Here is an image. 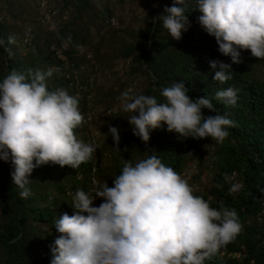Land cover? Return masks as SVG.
Listing matches in <instances>:
<instances>
[{"label":"clouds","instance_id":"obj_1","mask_svg":"<svg viewBox=\"0 0 264 264\" xmlns=\"http://www.w3.org/2000/svg\"><path fill=\"white\" fill-rule=\"evenodd\" d=\"M194 3L201 13L197 23L215 38L219 52L230 57L232 64L241 62V50H250L256 59H264V0ZM188 8L185 0H173L172 6L166 5L163 13L153 19L162 22L172 39L179 41L182 32L191 27ZM209 65L214 71L213 80L223 84L232 79L230 64L213 60ZM98 68L99 74L92 85H87L88 91L80 90L88 78L83 82L68 79L79 86L77 98L63 88L48 89L52 70H13L0 81V160L11 164V179L22 199L31 195L29 177L36 168L53 164L77 169L99 148L91 143L97 140L95 135L83 138L75 134L80 125L93 124L94 117L90 123L83 122L89 106L96 113L99 110L93 103L101 75ZM90 71L87 76L92 74ZM188 92L181 81L162 88L159 101L155 96L138 94L133 87L124 90L117 100L120 109L130 114L127 121L133 135L146 144L150 132L162 124L168 132L183 138H211L223 143L234 122L227 114L205 117L203 109L216 112L212 101L206 96L193 100ZM215 98L235 106L237 91L228 87L217 91ZM78 99L87 101L85 110H79ZM109 135L120 154L119 130L109 126ZM145 154L135 163L122 159V169L112 179L111 187L107 181L100 182L97 171L94 173L96 164L90 166L89 193L65 187L62 195L73 214L65 212L55 219L59 236L51 247V264H205L239 235L242 224L235 209L211 207L203 197L193 194L186 174L184 178L166 166L155 152ZM97 163L100 168L106 166L104 161ZM235 177V172L224 175L230 193L242 189L241 183L234 182ZM93 178L97 182L93 183Z\"/></svg>","mask_w":264,"mask_h":264},{"label":"trees","instance_id":"obj_2","mask_svg":"<svg viewBox=\"0 0 264 264\" xmlns=\"http://www.w3.org/2000/svg\"><path fill=\"white\" fill-rule=\"evenodd\" d=\"M107 1L111 4L122 2ZM168 1L166 5L172 6L173 0ZM97 2L99 5L102 3L100 10H97L96 3L92 0L57 2L61 9L70 11L71 19L52 33H46L37 23L44 36L41 37L33 30L32 43L35 42V45L31 46L32 44L24 42L26 30L23 35L15 32L10 22V19H14L17 23L20 13H24L16 7L18 0H0V81L13 70L21 73H27L29 69L45 72L52 70V76L47 79L48 89L52 91L63 88L76 97L79 86L77 82L71 84L65 77L66 72L77 68L80 71L78 78L83 82L89 77L87 75L90 70L100 67L98 60L101 56L81 57V49L87 44L85 32L91 24L90 21L83 20V15L85 12L96 10V17L102 19L104 24L113 16L105 0ZM185 3L189 7L186 14L191 27L182 32L179 41L172 39L163 28L162 22L153 19L163 13L166 6L164 5L149 10L144 28L137 34L140 41L128 44L126 42L120 55L123 59H130L131 63L122 74L123 91L129 87L136 90L135 80L127 81L129 74L133 77L145 76L147 86L136 92L155 96L159 101L162 99V88L182 81L189 90L190 98L195 100L206 96L214 104L215 113L208 109L202 110L205 117L227 114L234 122L235 126L227 129V138L223 143H216L211 138H183L174 132H168L167 126L162 124L160 128L150 132V140L146 144L133 135L127 121L129 113L123 117L124 123H120L119 118L108 121L110 117L115 118V115L103 114L109 117L106 119L108 123L119 130L120 154L113 148L115 145L108 130V136L102 142L103 149L100 148L101 143L96 137L100 151L93 153L92 159L81 164L79 168L65 166V172L56 171L60 166L53 164L36 168L29 177L32 180L28 185L31 195L24 199L20 197V189L14 186L11 179V164L0 160V264H51V247L59 236L54 222L58 218L61 204L65 202L64 198V202H60V197H63L65 187L74 191L83 189L89 193L93 165L96 164L98 168L100 182L107 181L111 187L112 179L122 169V159H130L135 163L139 158H145L146 152L148 155L155 152L162 163L172 167L182 177L186 174L189 178L185 173L187 158L191 155L200 165L206 152L204 143L214 147L210 167L212 186L209 194H193L203 197L217 210L221 205L235 209L242 224L239 235L211 259L206 260L205 264H264V81L258 79L254 71L255 66L264 67V59H256L250 50H241V62L232 64L230 57L219 52L215 38L209 36L197 23L201 13L197 10L194 0H185ZM35 13L38 17L37 6ZM79 23H82L85 29L80 27ZM113 31L114 39L120 32ZM125 40L122 36L120 41ZM52 44L68 47L66 56L69 66L60 62L49 51ZM213 60L231 65V80L223 84L213 80L214 71L209 65V61ZM228 87L237 91L235 106H228L215 98L217 91ZM83 96V100H86L85 95ZM78 102L79 110H85L87 101L78 99ZM88 128L80 125L75 129V134L84 138L89 135ZM125 148L128 149L127 152L124 151ZM105 150L109 152L106 153ZM105 155H109L110 165L100 168L97 162H103ZM234 172V182L242 184L238 193H230V184L224 180L225 174L231 176ZM79 176H82L81 181H78ZM59 182H66V186H58ZM49 185L51 192L46 188ZM56 190L57 193L52 194ZM64 210L66 208L59 214L64 213ZM230 253H240L241 257H229Z\"/></svg>","mask_w":264,"mask_h":264},{"label":"rangeland","instance_id":"obj_3","mask_svg":"<svg viewBox=\"0 0 264 264\" xmlns=\"http://www.w3.org/2000/svg\"><path fill=\"white\" fill-rule=\"evenodd\" d=\"M39 0H18L17 8L19 7L24 13H20L19 20L17 23L14 19H10L12 28L20 34H24V31L27 28L31 27L38 35L41 37L44 34L41 31V28L37 26L36 21V13L35 9ZM96 3L97 10L102 8L101 4H98V0H92ZM106 5L112 10L113 16L110 20H108L105 24L102 19L97 18V11L93 12H85L83 15V20L85 22L90 21V27L87 29L86 39L87 44L83 45L81 49V57L84 58L85 55H101L98 63L101 68V75L99 77L98 83L95 87V95L93 98V103L99 109L94 116L97 118L93 120V124L88 128L89 135H95L100 144V148H102V142H104L108 136L109 126L111 124L108 121H113L115 119L120 120V123H124L123 117L128 113L123 112L119 107V101L117 97L123 92V78H122V67L127 61L126 59L121 58V51L124 46L128 43H134L140 41L137 34H139L147 21V14L150 9L155 7H160L166 5L168 0H122L121 3L111 4L105 0ZM38 12V11H37ZM72 14L70 15L71 19ZM69 19V20H70ZM80 27L84 28L82 23H79ZM109 26V27H108ZM85 29V28H84ZM115 30L120 36L118 39L115 37L112 38V35L115 33ZM45 31V30H44ZM43 31V32H44ZM115 36V35H114ZM124 36L126 38L125 41H120L121 37ZM134 36V37H132ZM35 45V42L32 43L31 46ZM254 71L256 72V76L258 79L264 81V67L255 66ZM132 81L135 80L134 84L136 87V91L144 89L147 84V78L145 76H136L133 77L130 74L126 77ZM106 108H112L116 111L115 118L107 117L105 115H101L100 110ZM103 114H106L104 111ZM107 118L108 121L106 120ZM119 123V124H120ZM105 143H103L104 145ZM203 144V143H202ZM206 147L205 156L203 162L198 164V161L193 159L191 155L187 158L186 163V172L190 178V186L193 187V193H206L209 194L210 188L212 186L211 180V156L214 151V147L208 143L203 144ZM100 148L97 149V153L100 151ZM106 153L109 151L105 150ZM103 156V155H102ZM140 160V158H139ZM102 161L105 162V165L109 166L110 158L109 155H105L102 158ZM56 171L65 172L63 168L57 167ZM66 182H59L58 186L65 187ZM48 191L51 192V186H47ZM57 193L53 191L52 194ZM57 195V194H56ZM62 200L60 202H64L63 197H60ZM65 199V198H64ZM64 204H61V207L58 210L59 213L64 210V213L67 212L69 215L73 214V210L69 207L68 200H65ZM63 205V207H62ZM68 207V208H67ZM62 209V210H61ZM63 214V213H61Z\"/></svg>","mask_w":264,"mask_h":264},{"label":"built area","instance_id":"obj_4","mask_svg":"<svg viewBox=\"0 0 264 264\" xmlns=\"http://www.w3.org/2000/svg\"><path fill=\"white\" fill-rule=\"evenodd\" d=\"M64 0H39L38 4H37V11H38V17H37V23L43 27V29L46 31V33H52L57 31L61 25L65 24L66 22H68L69 18H70V11L69 10H63L58 6V3L63 2ZM113 3H117L120 0H110ZM58 2V3H57ZM32 33H33V29L31 27L27 28L26 32H25V36H24V42L26 44H32ZM68 47L66 45H55L52 44L49 47V51L62 63H64L65 65L69 66V61L67 59L66 56V51H67ZM89 58H91L92 56L89 55ZM131 60L128 59L125 64L122 67V73H125V69L128 68L130 66ZM80 71L77 68L72 69V71H70L67 74V79L72 80V79H77L78 75H79ZM99 74V68L98 67H94V69H92V74L88 77L87 79V84L85 86H81L80 90H87V85H92L95 82V79L97 77V75ZM126 90V89H125ZM88 99L91 100V96L88 97ZM104 111L106 112L107 115H111V114H115L116 111L113 109H101L100 112L104 113ZM96 115V111H94L92 109V106H89V113L88 116L86 115L84 117L83 122L90 123L93 120V117ZM91 143H95L96 145H98L97 140L93 139L91 141ZM102 167V165H101ZM97 167L94 168V173H96L97 171ZM94 181L97 182L96 178H93V183ZM95 186V185H94ZM224 255V253L222 254ZM229 257H233V258H240L241 254H236V253H230Z\"/></svg>","mask_w":264,"mask_h":264}]
</instances>
